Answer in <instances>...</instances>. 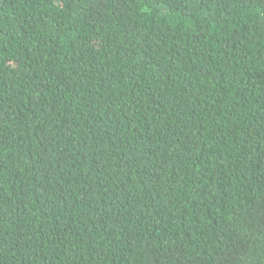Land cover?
<instances>
[{
    "label": "trees",
    "instance_id": "1",
    "mask_svg": "<svg viewBox=\"0 0 264 264\" xmlns=\"http://www.w3.org/2000/svg\"><path fill=\"white\" fill-rule=\"evenodd\" d=\"M0 264H264V0H0Z\"/></svg>",
    "mask_w": 264,
    "mask_h": 264
}]
</instances>
